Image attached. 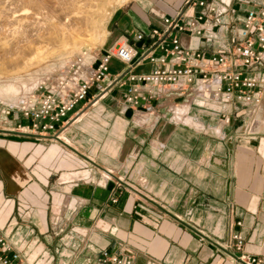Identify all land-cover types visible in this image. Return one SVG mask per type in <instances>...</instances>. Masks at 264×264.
Listing matches in <instances>:
<instances>
[{"label": "crops", "instance_id": "obj_1", "mask_svg": "<svg viewBox=\"0 0 264 264\" xmlns=\"http://www.w3.org/2000/svg\"><path fill=\"white\" fill-rule=\"evenodd\" d=\"M163 1L125 12L116 43L139 48L137 33L187 6ZM181 40L207 57L219 49ZM123 69L113 58L110 74ZM122 96L117 83L92 91L64 140L19 131L25 121L0 106V236L28 264H98L105 248L133 264H243L242 254L264 264V136L243 128L245 110L227 122L207 102L186 112L185 97L135 108ZM176 105L179 114L169 112ZM235 232L240 250L230 247Z\"/></svg>", "mask_w": 264, "mask_h": 264}, {"label": "built area", "instance_id": "obj_2", "mask_svg": "<svg viewBox=\"0 0 264 264\" xmlns=\"http://www.w3.org/2000/svg\"><path fill=\"white\" fill-rule=\"evenodd\" d=\"M186 3L184 10L163 18L160 25L137 33L135 40L141 42L139 48L118 41L112 50L98 56L83 49L56 78L46 77L14 104L4 105L1 114L25 121L17 124L19 131L58 139L92 91L102 95L116 83L123 86L126 107L137 108L176 95L185 97L186 112L191 102L197 105L216 102L227 122L230 110L256 109L262 102L264 89V0ZM235 21L239 22L238 26ZM223 32L230 35L224 39ZM182 34L217 43L219 49L207 57L199 49L186 47ZM113 58L124 69L111 75ZM142 61L151 68L133 70ZM177 106L169 112L179 114ZM232 237L230 247L240 250L244 238L239 232ZM97 256L98 264H133L131 255L108 248L99 250ZM239 258L243 264L261 263L254 256L242 254ZM0 264H28L21 252L2 236Z\"/></svg>", "mask_w": 264, "mask_h": 264}, {"label": "rangeland", "instance_id": "obj_3", "mask_svg": "<svg viewBox=\"0 0 264 264\" xmlns=\"http://www.w3.org/2000/svg\"><path fill=\"white\" fill-rule=\"evenodd\" d=\"M187 1L191 0L182 4ZM139 2L145 0H0L1 109L46 77L56 78L83 49L94 56L112 50L120 19ZM262 94L256 109L242 108L243 128L260 136H264V89ZM207 105L218 108L216 102Z\"/></svg>", "mask_w": 264, "mask_h": 264}, {"label": "bare ground", "instance_id": "obj_4", "mask_svg": "<svg viewBox=\"0 0 264 264\" xmlns=\"http://www.w3.org/2000/svg\"><path fill=\"white\" fill-rule=\"evenodd\" d=\"M10 84V83H9ZM11 87H12V89H14V87L13 86H10L8 89L9 90H12L11 89ZM7 88L6 89H2V90H4V91H7L8 90ZM6 93V92H5ZM12 93V92H11ZM9 94V93H8ZM182 109H184V108H182ZM79 115V114H78ZM76 118H78V117H76ZM65 131V130H64ZM64 131H62V132H60V134H59V139H62V140H64V137H63V135H64Z\"/></svg>", "mask_w": 264, "mask_h": 264}, {"label": "water", "instance_id": "obj_5", "mask_svg": "<svg viewBox=\"0 0 264 264\" xmlns=\"http://www.w3.org/2000/svg\"><path fill=\"white\" fill-rule=\"evenodd\" d=\"M53 138H55V137H53Z\"/></svg>", "mask_w": 264, "mask_h": 264}]
</instances>
